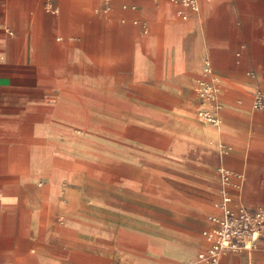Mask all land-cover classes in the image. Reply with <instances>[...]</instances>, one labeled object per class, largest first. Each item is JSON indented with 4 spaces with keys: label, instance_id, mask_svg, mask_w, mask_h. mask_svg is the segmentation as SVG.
<instances>
[{
    "label": "crops",
    "instance_id": "0c3cea01",
    "mask_svg": "<svg viewBox=\"0 0 264 264\" xmlns=\"http://www.w3.org/2000/svg\"><path fill=\"white\" fill-rule=\"evenodd\" d=\"M199 2L0 0V264H211L264 207V0Z\"/></svg>",
    "mask_w": 264,
    "mask_h": 264
},
{
    "label": "built area",
    "instance_id": "2783aa9c",
    "mask_svg": "<svg viewBox=\"0 0 264 264\" xmlns=\"http://www.w3.org/2000/svg\"><path fill=\"white\" fill-rule=\"evenodd\" d=\"M171 1L194 12L200 10L199 0ZM48 10L54 11L51 6H48ZM180 14L184 19L188 17L185 10H181ZM207 71L210 72L211 69L207 68ZM218 94V88L212 83H205L200 90V96L207 100L215 99ZM260 104L261 102L258 100L255 106H260ZM202 116L210 122L217 121V117L208 112L202 113ZM224 174L226 181H228L230 172L225 171ZM232 202L233 197L225 191L222 198V216L216 218L214 226L204 232L208 247L199 253L201 260L211 264H223L222 256L226 252L245 251L251 253L257 248V242L264 231V207L250 209L243 203H239L237 207H232Z\"/></svg>",
    "mask_w": 264,
    "mask_h": 264
}]
</instances>
